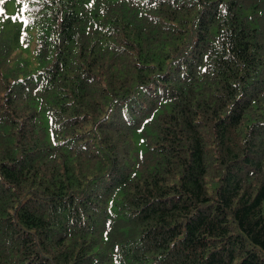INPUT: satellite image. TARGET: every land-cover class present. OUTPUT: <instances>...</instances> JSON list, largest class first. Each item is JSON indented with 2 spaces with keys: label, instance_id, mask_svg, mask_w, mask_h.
<instances>
[{
  "label": "trees",
  "instance_id": "obj_1",
  "mask_svg": "<svg viewBox=\"0 0 264 264\" xmlns=\"http://www.w3.org/2000/svg\"><path fill=\"white\" fill-rule=\"evenodd\" d=\"M0 264H264V0H0Z\"/></svg>",
  "mask_w": 264,
  "mask_h": 264
}]
</instances>
